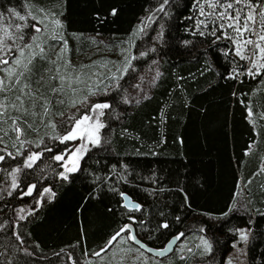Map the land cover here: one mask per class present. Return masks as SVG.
Wrapping results in <instances>:
<instances>
[{"label":"trees","instance_id":"obj_1","mask_svg":"<svg viewBox=\"0 0 264 264\" xmlns=\"http://www.w3.org/2000/svg\"><path fill=\"white\" fill-rule=\"evenodd\" d=\"M251 2L257 11L264 8V0ZM223 3L0 0L3 24L27 25L19 43L31 44L36 36L39 44L26 50L35 55L21 81V87L27 85L35 94L21 124L28 143L22 155L0 162V264H145L125 254V259L112 256L122 240L124 248L137 251L128 236L108 248L125 226L155 250L175 236L180 243L194 234L210 245L208 254L193 246L175 248L152 264H224L240 229L249 232L247 264H264V70L247 74L249 59L237 55L238 44L224 35L235 38V32L220 29L214 14L224 11ZM245 3L241 0L236 8ZM210 4H217L216 9ZM10 8L27 19L19 21ZM37 21H42L40 33L31 27ZM253 28L260 32L259 16ZM249 36L257 39L244 33ZM256 51L253 59L264 63ZM126 59L131 67L117 81L119 86L107 92L95 88L96 82L81 84L68 77L120 76ZM148 70L155 75L149 94L131 99L127 91ZM87 87L96 89V102L110 105L101 116L105 127L100 143L90 147L67 180L61 179L62 161L53 157L64 154L68 141L57 137L69 129L68 116L90 93ZM72 88L80 90L73 94ZM16 95L0 93V102ZM8 111L20 115L11 107ZM14 140L15 133L5 137L13 153ZM30 152L42 155L28 168L24 160ZM12 169H19L16 189ZM30 185H35L32 193L23 194ZM45 188L55 195H41ZM123 196L140 208H126ZM106 253L110 255L101 261Z\"/></svg>","mask_w":264,"mask_h":264},{"label":"snow or ice","instance_id":"obj_2","mask_svg":"<svg viewBox=\"0 0 264 264\" xmlns=\"http://www.w3.org/2000/svg\"><path fill=\"white\" fill-rule=\"evenodd\" d=\"M241 0H225L221 6L224 8V11L214 12L217 19L221 21L220 29L229 28L232 29L236 36L235 38L228 36L227 32H224V35L233 39L234 43L238 44L236 49V54L241 56L242 59L248 58L249 63L252 65L251 68L248 69V75L259 74L261 70H264V63H258L253 57L257 55V51L260 54V59L264 61V8L257 11V5H254L251 0H246V3L241 8H236V5L240 4ZM209 7L214 10L217 7V4H210ZM244 8L248 9L247 14L244 12ZM232 10V11H229ZM8 12L12 14L13 17L18 19L19 21H25L27 17L22 15L16 9L10 8ZM201 12L203 14V8H201ZM233 12L235 13L233 15ZM113 15H115V10H113ZM211 15V14H210ZM32 19H35L31 13H29ZM259 16L261 19V30L257 34L254 31L253 25L256 23V17ZM6 20V17L0 13V71H4L7 73L8 80L12 81L11 83H6L5 79L0 78V93H7L10 91L18 92V95L15 96V99L12 101H8L5 98V101L0 102V162H3L6 157L15 159L16 156L22 155L25 144L28 143L23 139L24 129L21 127V124L25 121L23 117L28 114L27 102L35 98V94L32 93L27 85L21 87V81L25 78V74L30 72V65L32 62V58L34 57V53L29 55V52L26 50H30L35 47H39V44H36L37 37H32L31 44L25 43L21 44L20 41L24 40L23 28L26 27V24H13L8 23L7 25L3 24V21ZM225 21L227 23H225ZM42 21H37L36 24H33L31 27L33 31L36 33L42 32V29L38 27ZM54 23L59 24V21H54ZM203 23V22H200ZM249 32L253 35H257V39L253 40L251 36L248 38H244V33ZM203 35V33H201ZM213 34H215V29L213 30ZM53 39L56 37L53 36ZM11 41V43H9ZM251 46V48L249 47ZM41 53H43V48L40 49ZM250 52L251 55H247ZM18 53V55H16ZM145 55V53H141V56ZM9 59H11L12 63H9ZM135 59V57H133ZM131 67V61H125V67L123 72H121L120 76L113 75V79L117 81L123 77V74H126L129 68ZM119 72L120 69H117ZM59 72V69H57ZM160 73L157 72L156 76L159 77ZM234 78V77H230ZM61 80L64 78L61 76ZM119 85L117 84V87ZM52 91L58 92V89L53 88ZM89 94H92L91 91ZM27 98V99H26ZM127 102V101H126ZM73 106H75V102H73ZM11 107L14 113H20V115H13L9 113L8 108ZM110 105L108 103H96L89 106L88 112L79 117H69V121L71 122L70 127L64 133L59 135L57 138L61 143H65L66 141H73L76 139H81L82 141H86V143H90L92 145H98L100 143L99 131L104 128L105 125L99 121V116L103 115V109L109 108ZM44 111L47 113V106L44 105ZM93 113L95 115L89 114ZM252 115L251 109H249V116ZM8 124L9 128L5 129L4 125ZM55 128V125H51ZM15 133V140L12 143L11 147L16 148V152L13 153L9 151V145L5 143V137H9V133ZM39 147V145H37ZM46 151H51L50 148L45 149ZM86 150L85 144H81L79 147L75 148V150L71 151L68 154L67 160H65V154L68 153L69 150H65L64 154H59L53 157L56 161H64L61 167L64 168V171L59 172L58 175L61 179H68V173L74 172L77 170V161L82 154V151ZM42 153L39 152H30V154L24 160V166L31 168L35 161L40 158ZM69 162H71L72 166H68ZM19 169H12L9 175L12 176V188L16 189L18 184L16 182L15 174ZM35 188V185L28 186V190L25 195H30ZM51 193V196H54L55 193L51 192L50 188H45L43 190V194ZM11 194V193H9ZM123 195V194H122ZM131 206L135 209H139L140 205H126ZM231 211V209L229 210ZM227 215V214H225ZM23 218V217H21ZM167 227V225H163ZM130 231L129 226H125V228L121 229L117 232L108 242V248L113 245V242L116 241L122 232ZM203 231V229H201ZM240 231V241H246L248 239L247 233L243 230ZM180 235H183L182 233ZM19 239V237H17ZM129 239L135 241L136 238L134 235H130ZM180 237L177 236L175 239L178 240ZM202 243L205 245L206 249L210 248L207 240L201 238ZM237 243L233 244V247H237ZM143 247V245H141ZM107 249H102L101 251H106ZM100 253H95V255H99ZM164 254L163 251L160 253ZM231 264V261L228 262Z\"/></svg>","mask_w":264,"mask_h":264},{"label":"rangeland","instance_id":"obj_3","mask_svg":"<svg viewBox=\"0 0 264 264\" xmlns=\"http://www.w3.org/2000/svg\"><path fill=\"white\" fill-rule=\"evenodd\" d=\"M8 23H11V21L6 22L4 25H7ZM9 43H11V41H9ZM25 43H27V41ZM16 55H18V53H16ZM9 63L10 64L12 63L11 59H9ZM113 75L114 74H112L111 76L106 77L105 79H101V80H98V78H95L94 76H92L90 78V76H87V75H85V76L84 75L83 76L80 75V77H79V75H76L75 77H72V76L69 75L68 77H70V80L72 79L73 81H78L81 84H87L88 83V85H89L90 81H92L94 83L96 82V84L94 85L95 88H97L98 86L99 87L102 86V88H104L103 92H105V91L107 92V91H110L113 88H115V86L117 85L116 84L117 80L111 78V77H113ZM0 78L5 79L6 83L8 82L7 73H5L4 71H0ZM154 78H155V75H154L153 71L150 72L148 70L146 73L139 74L137 76V78L134 80L132 86L127 91V94L129 95V97L131 99H139V98L146 97L149 94L150 85L153 82ZM107 82H109V84H107ZM95 88L94 89L93 88H88L89 90H87V91L88 92L91 91V93L92 92L95 93V91H96ZM79 90L80 89H78V88H72L71 91H72L73 94H76ZM103 92L102 93L98 92L97 94L101 95V94H103ZM84 97L85 98H83V101L80 102L81 105L78 108L73 109L71 111V113L69 114L68 118L69 117L82 116L86 112H88L90 105L98 103V102L95 101V98L97 97V95L95 96V95H92V94H88V95H85ZM89 114L95 115L93 113H89ZM101 116H99V121L100 122H102ZM67 124L70 127L71 122L69 121V119H68V123ZM100 132H101V129L99 131V137H100ZM81 144H85L86 150L82 151V154L80 155V158L76 162L77 163V168L79 166V163H80L83 155L90 149V147L96 146V145H92L90 143H86V141H82L81 139L68 141V143L66 145V149L69 150V151H68L67 154H65V157H64L65 160H67L68 154H70L71 151L75 150V148L79 147ZM64 153H65V151H64ZM63 163H64V161H62V164ZM68 166H72L71 162H69ZM63 171H64V168H63ZM240 230L245 231L247 233V236H249V232L246 229H240ZM129 235H130V232L128 231V235H122V237L120 236L118 239L121 240V239L127 238V236H129ZM192 238H193V240H195V243L194 244L188 243V241L190 239H192ZM201 238H203L204 240H207L202 235L194 234V235H192V237L187 238V239L181 241L180 243H178V245H176V249L178 251V250H182V248L184 249L186 247H190V248L194 247L196 249L197 248H199V249L201 248L204 252H206V254H208L209 251H210V248L206 249L205 245L202 243ZM238 241H239V243L237 244V247H235V248L233 247L232 251L230 253H228V255L226 256L224 264H228L229 261H231V264H247V260H246V241L247 240L246 241H240V231H238V239H237V241L235 243H237ZM120 243L121 244H118L115 247V250L117 248H119L118 253L116 254L117 251H115V253H112L113 254L112 256H116V258L119 257V258L125 259V256H124V254H125L126 257L130 258L132 261L137 260L138 262L145 263V264H152V263H154L156 261H158V262L161 261L160 259H157V258H154V257H151V256L147 255L146 253H144L143 251L139 250L138 248L136 249L137 251H129L128 249L124 248V244L125 243L123 242V240L120 241ZM124 249H126V251ZM109 255L110 254H107V253L104 254L102 256L101 261L105 260V258H107ZM198 259H200V256H198ZM87 261L91 262V259L88 258Z\"/></svg>","mask_w":264,"mask_h":264},{"label":"water","instance_id":"obj_4","mask_svg":"<svg viewBox=\"0 0 264 264\" xmlns=\"http://www.w3.org/2000/svg\"><path fill=\"white\" fill-rule=\"evenodd\" d=\"M123 200H124V203H123V205L126 207V208H130V209H135V208H133V207H131V206H126V205H129V204H131V205H136V203H133V202H131V200L127 197V196H123ZM130 235H134L135 236V234H134V231L130 228ZM129 235V236H130ZM128 236V237H129ZM177 236H175V237H173L166 245H165V247L163 248V249H161V250H155V249H152V248H150V247H148L146 244H144V243H142L141 241H139L138 239H137V237L135 236V238H136V240L135 241H133V240H131V239H129V242L132 244V245H134L135 247H137L139 250H141V251H143L144 253H146L147 255H149V256H151V257H154V258H157V259H164V258H166V257H168V256H170L172 253H173V251L175 250V248H176V245H177V243H178V241H179V239L178 240H176L175 238H176ZM141 245H143V247L141 246ZM161 251H163V253L164 254H160L161 253Z\"/></svg>","mask_w":264,"mask_h":264},{"label":"crops","instance_id":"obj_5","mask_svg":"<svg viewBox=\"0 0 264 264\" xmlns=\"http://www.w3.org/2000/svg\"><path fill=\"white\" fill-rule=\"evenodd\" d=\"M247 243V242H246ZM225 259H226V257H225Z\"/></svg>","mask_w":264,"mask_h":264}]
</instances>
